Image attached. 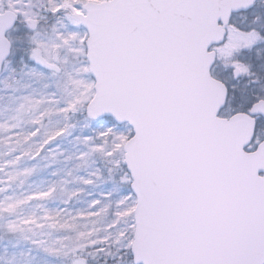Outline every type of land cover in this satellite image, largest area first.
<instances>
[{
    "label": "snow or ice",
    "instance_id": "obj_1",
    "mask_svg": "<svg viewBox=\"0 0 264 264\" xmlns=\"http://www.w3.org/2000/svg\"><path fill=\"white\" fill-rule=\"evenodd\" d=\"M0 264H264V0H0Z\"/></svg>",
    "mask_w": 264,
    "mask_h": 264
}]
</instances>
